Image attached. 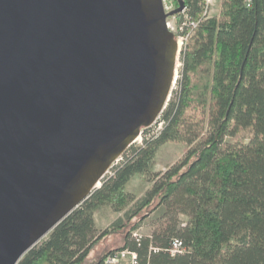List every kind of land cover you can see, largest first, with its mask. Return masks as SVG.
<instances>
[{
    "label": "water",
    "instance_id": "95a60500",
    "mask_svg": "<svg viewBox=\"0 0 264 264\" xmlns=\"http://www.w3.org/2000/svg\"><path fill=\"white\" fill-rule=\"evenodd\" d=\"M164 0H0V264L102 185L177 83ZM100 183V186H98Z\"/></svg>",
    "mask_w": 264,
    "mask_h": 264
},
{
    "label": "trees",
    "instance_id": "16d2710c",
    "mask_svg": "<svg viewBox=\"0 0 264 264\" xmlns=\"http://www.w3.org/2000/svg\"><path fill=\"white\" fill-rule=\"evenodd\" d=\"M167 3L186 8L174 15L178 26L186 15L197 26L179 30L189 36L162 128L143 127V142L132 143L102 185L17 264H83L119 232L123 241L95 264L126 248L138 264H264V0H220L214 15L205 14L206 0ZM171 141L186 144L184 155L154 172ZM137 173L152 183L141 197L128 190ZM104 206L123 214L99 230L95 214ZM147 219L158 227L135 237ZM175 239L184 250L172 255Z\"/></svg>",
    "mask_w": 264,
    "mask_h": 264
},
{
    "label": "rangeland",
    "instance_id": "374dc122",
    "mask_svg": "<svg viewBox=\"0 0 264 264\" xmlns=\"http://www.w3.org/2000/svg\"><path fill=\"white\" fill-rule=\"evenodd\" d=\"M168 2V1H167ZM217 4L214 6L211 15L219 14L220 10V0H216ZM172 5L167 3V10L172 9ZM171 27L174 28V32L177 36V39L181 42L179 34V26H178V18L175 16H171L168 19ZM182 46V44H181ZM182 50V47H180ZM181 56V54H180ZM179 66L177 67V76H179L181 59H179ZM177 89V83L173 90ZM246 134L248 132H245ZM143 142V135L137 139L135 142L137 145ZM186 144L183 142H168L162 145L156 155L155 163L152 168L154 172H164L171 164H173L177 159H179L182 155H184V149ZM109 174V173H107ZM151 182L145 181L142 176L137 173L132 179L128 186V190L135 195L136 197H141L146 190L151 186ZM123 212L114 211L111 206L102 207L96 214V225L99 230H103L110 226V224L119 216H121ZM183 221L187 219L184 215H181ZM158 225L153 224L151 219H147L143 222L142 226L136 230L135 232L142 236H150L156 230ZM123 233L119 232L117 234L112 235L110 238L104 239L100 241L90 252L87 261L83 264H95L99 259L100 255L103 251L110 245L116 242L117 244L123 241ZM46 238V237H45ZM44 239V238H43ZM42 239V240H43ZM113 246V245H112Z\"/></svg>",
    "mask_w": 264,
    "mask_h": 264
},
{
    "label": "built area",
    "instance_id": "2783aa9c",
    "mask_svg": "<svg viewBox=\"0 0 264 264\" xmlns=\"http://www.w3.org/2000/svg\"><path fill=\"white\" fill-rule=\"evenodd\" d=\"M164 2H165V0H164ZM216 4H217L216 0H206L205 14L206 15H211V12H212V10H213V8H214V6ZM165 6L167 8L166 4H165ZM185 12H186V8L184 7L183 11L181 13H185ZM168 25H169L171 30H174V28L171 27L169 21H168ZM185 26H190L191 28H195L197 26V22L190 20L189 17L186 15V20L179 26V30L182 31ZM188 36H189V33L188 34H184V35H180V38L182 39V41H181L182 46H183L185 40L188 38ZM159 117L157 118L156 122H154L151 126H149L147 128H155V130L158 132L163 126V122L162 121L158 122ZM121 158H122V155L119 156L115 160V162L113 163L112 167L115 164H117L120 161ZM112 167L110 168L108 173L111 172ZM134 236L137 237V238L142 237V235H139L136 232L134 233ZM183 250H184V248L182 247L181 241L178 240V239H175L174 242H173V246L170 249L171 254L174 255V254H176L178 252H182ZM103 264H138V254H137L136 251H133V250L128 249V248L123 249V250H118V251L108 255L104 259Z\"/></svg>",
    "mask_w": 264,
    "mask_h": 264
},
{
    "label": "bare ground",
    "instance_id": "6f19581e",
    "mask_svg": "<svg viewBox=\"0 0 264 264\" xmlns=\"http://www.w3.org/2000/svg\"><path fill=\"white\" fill-rule=\"evenodd\" d=\"M179 47H181V42L179 41ZM179 60L177 61V67L179 66ZM175 87V86H174ZM98 186H100V183H99V185Z\"/></svg>",
    "mask_w": 264,
    "mask_h": 264
}]
</instances>
